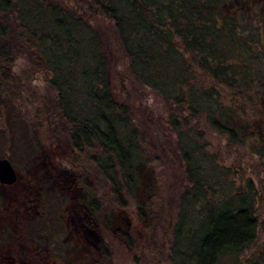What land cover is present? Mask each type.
I'll return each mask as SVG.
<instances>
[{
    "label": "trees",
    "instance_id": "1",
    "mask_svg": "<svg viewBox=\"0 0 264 264\" xmlns=\"http://www.w3.org/2000/svg\"><path fill=\"white\" fill-rule=\"evenodd\" d=\"M21 55L30 63L27 74L51 76L54 90L32 93L36 108L25 124L26 148L42 156L39 128L48 120L54 142L79 159L67 160L76 172L70 180L63 176L69 172L46 162L59 206L44 209L47 201L35 182L25 199L39 214L22 222L30 232L38 236L56 220L67 234L72 225L82 238L65 235L60 242H73L65 254L84 246L95 254L109 231L135 247L132 225L139 220L157 249L150 165L164 158L176 170L166 156L174 134L172 152L189 186L175 209L170 263L216 264L222 253L240 252L253 241L256 189L247 180L227 192L228 170L205 149L200 125L231 144L251 139V151L264 157V119L258 115L264 113V0H0V119L8 103L31 93L13 73ZM118 57L132 87L121 93L111 71ZM142 86L166 103L167 117L155 120L163 138L147 126L153 114L140 119L143 129L136 123L135 88ZM130 214L137 217L132 223ZM252 264H264V246Z\"/></svg>",
    "mask_w": 264,
    "mask_h": 264
},
{
    "label": "rangeland",
    "instance_id": "2",
    "mask_svg": "<svg viewBox=\"0 0 264 264\" xmlns=\"http://www.w3.org/2000/svg\"><path fill=\"white\" fill-rule=\"evenodd\" d=\"M12 69L31 93L25 92L18 101L13 104L8 103L0 119V158H8L17 174V178L12 184L0 183V264H171L168 258V240L172 238L173 225L176 221L177 211L175 212V209L177 210L176 205L182 191L189 186L187 180L182 178V168L178 166L176 156L172 152V146L175 144L174 134L171 136L174 140L172 145L170 142V153L166 156L171 157L175 162L176 170L164 158L154 161L150 165L151 181L155 186L154 213H152L151 221H157L155 231L158 240L157 249H154L148 237L144 236L147 234L146 227L142 226L139 220L134 221V218L137 217L134 215L133 218L132 214H130V221L131 223L134 221L132 232L137 242L135 247H129L121 237L109 231L105 232V246L95 254H90L86 246L74 256L70 253L65 254L66 248H69L68 246H71L73 242L67 240L66 243L64 239L61 242L60 240L68 234H70V239L74 240L80 236L77 235L72 225L70 231L65 234L63 230L59 229L56 220L53 225L48 221L45 225L50 227V230L41 229L43 232L38 236L35 231L30 232V229L23 225L24 220L32 219L33 215L35 218L39 214L36 213L35 205L25 199L28 190L36 185L35 182L42 186L43 195L47 201L44 209L48 205H50L49 208L55 209L59 206V195L55 193V187L58 184L55 179L51 178L48 166L45 165L46 162H52L54 167L57 166L60 170L69 172L70 176L67 173L63 176L70 180L71 175L74 178L76 172L73 169L75 167L72 168V164H69L67 160L75 159V162H78L79 159L75 155H73L74 157L70 155L69 158V154L54 142L50 136L52 126L48 120L42 123L38 134V140L44 150L42 156H38L35 150L26 148L25 124L33 117L36 108L32 93L43 95L49 90L54 93V90L51 89L48 82L51 76H44V73L39 71L35 72L33 76L27 74L30 70V63L24 55L16 59ZM111 71L117 93L132 89L128 80L124 78L126 73L124 60L118 57ZM29 77L31 78L29 79ZM132 84L135 87L138 86L135 81ZM135 90L140 95L134 101L138 119L136 123L139 121L138 126L143 129L140 119L142 121L144 116L153 114L151 122L147 126H149L153 137L163 138V130L155 120H158V116L162 120L167 117L165 101L148 87L142 86ZM258 115L264 119L263 112L259 111ZM200 126L205 133L207 142L205 149L216 157L218 165L228 170L225 179L230 185L227 187V192L232 193L230 186L233 190L236 187H243L247 180H250L256 189L255 207L257 208L258 226L255 238L240 252L222 253L216 264H235L238 261L241 264H252L264 246V157L251 151V139L245 143L231 144L226 135L210 129L205 124ZM261 132L264 141V121ZM12 139L15 140L14 143H12ZM257 143H260V140H257ZM38 157H41L43 161L40 162ZM180 185L181 188H178ZM98 193L101 197L105 196V189H99ZM171 193L176 197L174 212H171L168 207V198L172 195ZM108 200H105L106 204H108ZM130 204V208L134 212V206L131 202ZM39 209H41L40 204ZM8 222L12 223L10 229L7 226ZM34 224L39 228L43 226V223L35 222ZM49 232H53L51 237L46 235ZM80 238L82 237L80 236Z\"/></svg>",
    "mask_w": 264,
    "mask_h": 264
},
{
    "label": "water",
    "instance_id": "3",
    "mask_svg": "<svg viewBox=\"0 0 264 264\" xmlns=\"http://www.w3.org/2000/svg\"><path fill=\"white\" fill-rule=\"evenodd\" d=\"M17 178L16 170L6 157L0 158V183L12 184Z\"/></svg>",
    "mask_w": 264,
    "mask_h": 264
}]
</instances>
